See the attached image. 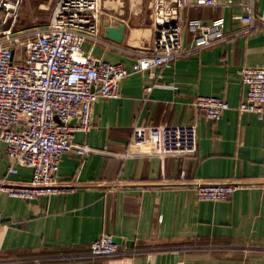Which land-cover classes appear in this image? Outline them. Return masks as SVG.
I'll return each mask as SVG.
<instances>
[{"label":"crops","instance_id":"crops-1","mask_svg":"<svg viewBox=\"0 0 264 264\" xmlns=\"http://www.w3.org/2000/svg\"><path fill=\"white\" fill-rule=\"evenodd\" d=\"M37 1L38 8L51 9L52 0ZM124 1L123 15L106 9L125 23L122 41L112 42L102 29L103 42L88 39L83 47L93 57L130 66L136 59L131 53L152 50L153 19L150 0ZM247 2L184 7L187 52L153 67V74L123 78L117 97L96 99L90 129L72 138L119 153L136 125L196 122L197 154L81 157L70 148L59 162V180L69 190L32 200L0 192V264H148L150 257L154 264L157 253L171 251L177 260L165 264H264V120L237 109L246 99L240 68L264 64L263 27H249L238 17L247 14ZM254 6L258 20L264 0H254ZM217 17L224 19L220 37L195 48L201 32L190 29L188 20L212 23ZM201 94H219L230 108L210 119L193 105ZM5 146L0 140V180H27L26 168L8 173ZM236 180L245 185L228 199L196 197L197 182ZM104 233L114 236L117 253L91 255L90 242Z\"/></svg>","mask_w":264,"mask_h":264},{"label":"built area","instance_id":"built-area-1","mask_svg":"<svg viewBox=\"0 0 264 264\" xmlns=\"http://www.w3.org/2000/svg\"><path fill=\"white\" fill-rule=\"evenodd\" d=\"M23 1L0 0V140L6 143L8 173L16 174L19 168H26L29 178L11 181L5 176L0 180V192L32 200L69 190L71 185L59 180V162L70 148L81 157L87 153H106L122 157L155 155L163 159L197 154L196 122L136 125L126 150L119 153L106 146L99 149L86 142L78 143L72 138L75 131L90 129L96 99L117 97L123 78L143 71L153 74V67L167 66L187 52L181 15L184 7L215 6L221 0H150L152 50L131 53L136 59L130 66L93 57L83 47L88 39L103 42L100 36L103 18L115 24L107 16L103 0H55L46 24L20 27ZM245 5L247 14L238 17L249 27L259 23L264 29V13L256 19L254 0H248ZM187 25L201 32L195 46L199 49L212 45L220 37L224 19L217 17L212 23H205L192 18ZM107 45L125 50L117 44ZM239 72L246 87V99L237 109L257 113L264 120V64L242 66ZM170 87L178 89L175 84ZM151 88L147 86L145 90ZM194 98V107L213 120L230 108V103L219 94H201ZM184 175L183 171L181 176ZM244 185L238 180L203 181L194 187L199 200H220L230 198ZM116 248L110 233L90 242L94 256H113Z\"/></svg>","mask_w":264,"mask_h":264},{"label":"water","instance_id":"water-1","mask_svg":"<svg viewBox=\"0 0 264 264\" xmlns=\"http://www.w3.org/2000/svg\"><path fill=\"white\" fill-rule=\"evenodd\" d=\"M124 0H103L102 5L104 9L113 10L119 15L124 14ZM103 32L105 37L114 42H121L124 36L125 23L117 20L112 24L107 18L103 19ZM178 255L174 252H159L155 255L154 264L172 263L177 260ZM148 264H151V257L148 259Z\"/></svg>","mask_w":264,"mask_h":264},{"label":"rangeland","instance_id":"rangeland-1","mask_svg":"<svg viewBox=\"0 0 264 264\" xmlns=\"http://www.w3.org/2000/svg\"><path fill=\"white\" fill-rule=\"evenodd\" d=\"M52 1L53 2L50 5L51 9L48 8L47 10H44L42 7L38 8L40 5H38L39 2L37 0H24L23 6L20 10V21L18 25L20 27H28L34 24L43 25L47 23L53 6L55 5V1ZM48 3L49 1L45 4L48 6Z\"/></svg>","mask_w":264,"mask_h":264}]
</instances>
